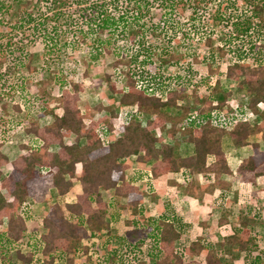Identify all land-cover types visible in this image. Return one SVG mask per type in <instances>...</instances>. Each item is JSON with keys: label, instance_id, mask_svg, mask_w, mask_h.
<instances>
[{"label": "trees", "instance_id": "1", "mask_svg": "<svg viewBox=\"0 0 264 264\" xmlns=\"http://www.w3.org/2000/svg\"><path fill=\"white\" fill-rule=\"evenodd\" d=\"M19 1L0 0V35L5 26L3 15L12 13L14 3ZM34 2L39 1L30 0L28 4L34 5ZM51 2L54 6L51 30L42 24L35 25L45 31V35L51 34L52 44L46 45L48 51L55 49L61 60L71 56L76 48L86 51L88 59L82 72L92 83L99 80L92 76L89 64L96 65L105 55H112L114 60L107 65L101 79L111 92L120 94L119 104L131 110L122 117L110 105L91 106L82 99L83 81L68 80L70 74L80 72L78 67L66 66L65 69L62 61L57 71H50V80L59 88L61 111L49 109L52 121L44 127L35 122L27 127V132L36 137L37 143L23 145L25 152L11 161L12 170L8 175L3 174L2 166L9 159L0 153V229L6 224V228L0 230V260L5 264H78L80 255L86 256L83 264H89L90 241L104 233L111 235L110 240L125 243L128 248L141 249L151 239L154 247L150 256L155 264H233L225 253L257 247L252 235L255 221L253 217L241 215L225 241L212 245L200 236L180 252L177 241L187 231L188 223L171 202L166 204V212L157 217L146 216L145 193L138 183L127 178L130 165L124 159L134 155L141 162H150L152 178L185 171L190 176L202 175L219 190L231 186L225 178L235 173L245 179L264 175V148L258 141L252 142L253 153L243 159L235 171L223 147L226 137L238 147L246 146L250 144L249 137L264 127L259 123V118L264 119V109L260 107L264 104V43L252 56L246 52L240 53L235 60H225V76L236 80L247 92V102L236 107L227 103L231 91H224L219 83L211 91L204 90L201 97L197 90L201 87L197 85L193 88L195 98L189 97V103L183 105L180 100L186 97L187 77L181 73L166 75L161 68L162 65L181 68L179 64L187 50L202 43L210 47V56L215 60L218 55L224 57L227 54L226 48L236 52L237 48L231 44L244 41L252 31L260 30L264 35V0ZM210 6L212 12L205 24L214 30L213 33L220 30L224 34L221 36L223 43L214 47V36L208 34L193 45V35L199 34L198 24ZM10 45L11 41L8 48L0 49V70L11 68V59L24 48ZM256 45L251 44L249 50ZM155 61L160 63L157 74L161 79L172 80L175 88L158 93L150 86L140 85L132 63L144 68ZM213 62L209 64L211 72ZM25 64L27 69L33 70L38 81L46 83L30 61L24 62L23 66ZM121 64L129 68L121 71L124 84L118 88L112 76ZM209 80L210 76H205L202 82ZM170 108L182 109L183 113L172 114ZM248 111L256 119L252 121L245 117ZM218 112L226 113V124L217 122ZM139 116L147 118L146 125ZM119 118L121 122H118ZM116 129L120 134L112 137ZM181 130L186 134V141L193 144L194 152L190 155L181 156L175 143L170 142L178 138L177 133ZM73 178H78L81 190L74 201H66V195L74 186ZM52 188L57 190L58 197L43 220L47 231L41 235L39 251L33 247L24 251L20 242L28 232L27 216L23 211L25 204L29 200L45 201ZM103 190H109L114 199H126L124 210L134 211L136 216L123 219L120 214L111 213L115 203L104 198ZM223 222L226 219L222 218L219 224ZM117 224L125 228L123 234L116 230ZM13 249L18 263L12 260ZM204 250L207 253L205 263H202L195 258ZM122 252L119 247L111 249L100 264H123L119 263ZM252 264H264V248L259 249Z\"/></svg>", "mask_w": 264, "mask_h": 264}, {"label": "rangeland", "instance_id": "2", "mask_svg": "<svg viewBox=\"0 0 264 264\" xmlns=\"http://www.w3.org/2000/svg\"><path fill=\"white\" fill-rule=\"evenodd\" d=\"M29 1L20 0L14 3V7L10 10L12 13L3 15L5 26L1 29L3 35H0V49L8 48L10 41L12 42L10 47L15 45H22L24 47L22 52H18L14 56L15 58L11 59V63H9L12 66L14 63L16 64L13 70H10L12 66L11 68L5 67L0 70V153L5 154L9 159L8 163L2 166L4 175H8L11 172V161L25 152L23 145L37 143L36 137L32 133L27 132V127L32 122L38 123L40 127H44L52 121V115L49 113L51 109H56L57 112L61 111L58 100L59 88L55 85V82L51 81L52 78L48 75L50 71H57L62 61L65 69L73 66L78 67V71L80 70L79 73L70 74L68 80L83 81L84 90L80 93V96L91 106L98 103L110 105L122 117L126 116V112L131 110L129 107L119 104L118 99L120 94L111 92L107 84L101 79L107 65L114 60V57L112 55H105L96 65L89 64L88 67L92 76L99 80L98 83H92L88 77L83 76L82 72L85 61L88 59L86 51L76 48L71 56L61 60L55 49L53 52L47 49L46 45L48 43L49 45L52 44L49 40L51 34L47 32L45 35V31L41 30L39 26L35 28V25L42 24L44 28L47 27L48 30H51L53 23L51 15L54 8L51 0H38L39 2H34V5L28 4ZM32 8H34V13L30 18L29 13ZM211 12V6L204 11V19H202L200 25L198 24L200 32L193 35V45H196L198 40L204 39L208 34L214 36V47L223 43L221 36L223 35L224 37V34L220 30L218 32L216 30L213 33L214 30L205 24ZM224 28L227 29L228 27L224 26ZM263 43V32L255 30L246 36L244 41L237 40L236 44H231L232 47L237 48L234 53L231 52L232 50L226 48L227 54L224 57L218 55L215 60H212L209 53L210 47L202 43L193 50L184 52L186 57L179 64L181 68L168 65H162L163 67L161 68L166 75L181 73L187 77L186 97L180 100L183 105L189 103L190 98H195L193 88L197 85L201 87L197 89L201 97L205 93L204 90L211 91L219 83L224 91H231L232 95L228 97L227 103L236 107L247 102V92L240 88L236 80L225 76V60H235L240 57V53L246 52L252 56L253 53L256 54V51H258V46ZM228 44L227 42L226 45ZM251 44H257V47L249 50ZM62 52L61 54H64V51ZM28 61L36 67L37 73H41V77L46 79V83L38 81L33 70L27 69L28 65L26 66L25 64L23 66L24 62ZM212 62L213 72L209 68V64ZM131 66L133 70H137L140 85L150 86L158 93L175 88L172 80L170 82L166 81L165 78L161 79L162 77L157 74L160 70L159 61H155L149 67L144 68L133 63ZM128 68V65L121 64L114 71L112 79L116 82L118 88H121L124 84L123 73L121 71ZM205 76H210L208 83L202 82ZM260 107L264 109V104H260ZM170 112L175 115L183 113L182 109L179 108H170ZM245 117L252 121L256 119L250 111L246 113ZM226 119V113L218 112L216 114L218 123L226 124ZM118 122H121V118H119ZM259 123L264 125V119L259 118ZM182 131L177 133V139L170 142L175 143L176 151L181 156H186L194 148L186 141V134H182ZM114 136H116V132L112 134V137ZM249 141V145L238 148L231 138H225L223 144L224 150L231 160L230 163L233 168L237 167L240 163L239 160H243L253 153L252 142L258 141L261 147L264 148V127L261 132L251 135ZM53 149H56V147ZM236 151L239 154L236 155ZM125 161L130 165L127 171V178L138 183L145 193L143 205L146 216L157 217L161 213L166 212V204L170 200L176 212L188 223L187 231L177 241V249L180 252H183L185 245L200 236L203 237L204 242L207 244L213 245L225 241L233 233L241 215L253 217L255 225L252 235L257 247H252V250L244 252L233 249L225 253V257L228 260H233V264H252L259 249L264 248V175L256 179L252 177L251 179H245L238 173H235L229 180L231 182L229 188L215 192L214 187L202 175L190 176L185 171H180L172 175L173 187L171 190L164 181L157 185V182L151 177L149 165L138 163L136 156H130ZM73 182V189L66 195V201H74L75 194L79 191L78 179L73 178ZM102 194L105 199L114 201L115 203L111 213L116 212L123 219H132L136 216L134 211L128 210L127 212L124 210L123 205H126V199H114L108 190H103ZM57 197V190L52 188L45 201L37 202L29 200L25 204L23 211L27 216L28 232L27 236L20 242V246L24 251L29 250L31 247L36 248L37 252L39 251L41 235L47 231L43 226V220L48 213L50 205L57 200ZM222 218L226 219V222L219 224ZM204 221L207 224L203 225ZM5 228L6 224L1 229L4 230ZM116 228L119 234H123L125 231V228H121L118 224ZM110 236L104 233L90 241L92 248L89 264H100L103 258L109 255L108 252L116 247H119L123 251L122 259L119 263L155 264L150 256V252L154 247V242L151 239L147 240L144 246L139 249L128 248L125 243L119 244L115 240H110ZM86 238H89V236ZM206 253L207 251L204 250L195 259L205 263ZM11 256L13 262L18 263L14 249L11 252ZM85 260L86 256L79 255L77 257L78 264H83ZM0 264H5V262L0 260Z\"/></svg>", "mask_w": 264, "mask_h": 264}, {"label": "crops", "instance_id": "3", "mask_svg": "<svg viewBox=\"0 0 264 264\" xmlns=\"http://www.w3.org/2000/svg\"><path fill=\"white\" fill-rule=\"evenodd\" d=\"M225 140V139H224ZM224 144V143H223ZM190 145H192L193 146V144L192 143H190ZM249 145V144H248ZM224 147V146H223ZM194 148V147H193ZM238 148H241V147H238ZM194 152V149L189 153V155L190 154H192ZM227 154V153H226ZM236 155L237 154H239L238 153V151H236V153H235ZM251 155V154H250ZM134 156V155H133ZM130 157V156H129ZM128 158V157H127ZM227 158H228V162H229V164L231 165V160L229 159V157H228V155H227ZM126 159V158H125ZM125 159H124V161H125ZM137 161H138V163H141V164H147V165H149V167H150V169H151V163L150 162H141V161H139L138 159H137ZM242 160H239V162H241ZM126 163H128L127 161H125ZM129 164V163H128ZM239 165V164H238ZM238 165H237V167H238ZM231 167L233 168V166L231 165ZM236 167V168H237ZM236 168H233V170L235 171L236 170ZM78 173V172H77ZM173 174H176V173H173V172H170V173H168L167 175H165V176H161V177H159V178H154V180L157 182V185L160 183V182H162V181H164L167 185H168V188H170L171 190H172V184H173V182H172V179L171 178H173L172 177V175ZM230 178L231 177H226L225 179H227L228 181L230 180ZM78 179V178H77ZM205 179V178H204ZM78 182H79V187H80V181L78 180ZM230 182V181H229ZM74 183V182H73ZM204 184V183H203ZM164 189V188H163ZM80 190H81V187L79 188V191H77V193L78 192H80ZM215 190V192L216 191H218L219 189H214ZM109 191V190H108ZM220 191H223V190H220ZM158 192H159V190H158ZM77 193L75 194V195H77ZM75 199H76V196H75ZM169 202H170V200H169ZM172 202V201H171Z\"/></svg>", "mask_w": 264, "mask_h": 264}, {"label": "built area", "instance_id": "4", "mask_svg": "<svg viewBox=\"0 0 264 264\" xmlns=\"http://www.w3.org/2000/svg\"><path fill=\"white\" fill-rule=\"evenodd\" d=\"M254 116H255V115H254ZM255 117H256V116H255ZM138 119L141 120V122H142L143 125H146V123H147V118H145V117H143V116H139ZM115 132H116V135H119V134H120V131L117 130V129H116Z\"/></svg>", "mask_w": 264, "mask_h": 264}]
</instances>
